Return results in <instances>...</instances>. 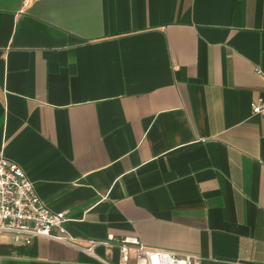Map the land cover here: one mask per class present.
Here are the masks:
<instances>
[{
	"label": "crops",
	"instance_id": "1",
	"mask_svg": "<svg viewBox=\"0 0 264 264\" xmlns=\"http://www.w3.org/2000/svg\"><path fill=\"white\" fill-rule=\"evenodd\" d=\"M24 2L0 0V155L65 234L264 264V0ZM0 264L99 263L1 233Z\"/></svg>",
	"mask_w": 264,
	"mask_h": 264
},
{
	"label": "built area",
	"instance_id": "2",
	"mask_svg": "<svg viewBox=\"0 0 264 264\" xmlns=\"http://www.w3.org/2000/svg\"><path fill=\"white\" fill-rule=\"evenodd\" d=\"M25 4L28 0H25ZM251 114L264 115V97L251 103ZM64 211L51 210L38 196L32 181L17 164L0 155V234H12L16 243L28 244L38 237L50 238L77 247L93 256L99 264H201L193 254H180L144 246L134 235L118 239L108 235L103 240H88L79 245L65 234ZM117 248V262L98 256L95 248Z\"/></svg>",
	"mask_w": 264,
	"mask_h": 264
}]
</instances>
